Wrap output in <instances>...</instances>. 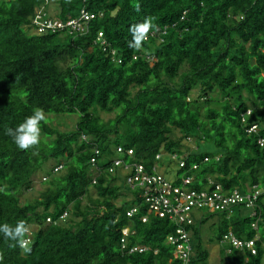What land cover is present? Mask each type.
Wrapping results in <instances>:
<instances>
[{"label": "trees", "instance_id": "obj_1", "mask_svg": "<svg viewBox=\"0 0 264 264\" xmlns=\"http://www.w3.org/2000/svg\"><path fill=\"white\" fill-rule=\"evenodd\" d=\"M81 8L94 14L82 31L32 23L36 11L66 21ZM37 111L39 143L20 149L9 130ZM58 115L76 118L60 129ZM260 137L264 0H0V264H210L206 216L177 224L152 212L142 222L137 191L108 168L118 147L152 173L174 154L184 161L176 183L191 175L196 189L212 180L245 193L264 185ZM40 170L43 189L21 201ZM216 212L215 264H264V191L253 208ZM228 232L255 252L221 240Z\"/></svg>", "mask_w": 264, "mask_h": 264}, {"label": "built area", "instance_id": "obj_2", "mask_svg": "<svg viewBox=\"0 0 264 264\" xmlns=\"http://www.w3.org/2000/svg\"><path fill=\"white\" fill-rule=\"evenodd\" d=\"M94 14L81 8L79 15L76 18H68L66 21L55 18L42 19L43 15L37 12L32 23L36 26V30H42L43 26L51 27L55 29H62L64 27H70L71 31H82L83 28L87 26L88 21L93 18ZM101 37V34H98ZM103 43V39H101ZM248 113V111H247ZM255 129V125H252L249 130ZM257 143L264 148V137L257 139ZM117 152H123L121 147L117 148ZM128 153L131 150H127ZM174 157V155L172 156ZM206 159V158H205ZM117 159L115 163H119ZM184 161L178 160V167H182ZM152 171L154 169L152 168ZM191 175H181L178 182L176 179L166 180L162 175L157 173H148L145 171L141 164L133 165L132 175L127 177V182L131 188L138 189V195L142 198L143 204L146 206V214L141 217V221H146V216L150 212H154L159 217H164L170 221L179 224L180 222L190 223L192 221V212L199 211V209H204L207 212L216 211H228L229 208L234 204H241L248 208H253L257 197L264 191V185L257 186L253 185L246 188V192L242 193L239 189L233 188L230 190H223L222 186L212 180H208L206 185L200 189H196L192 185ZM139 209L138 206H132L126 210V215L132 216ZM254 213V212H253ZM60 219L63 218V214L59 216ZM46 221H50V218H46ZM251 226L256 227V222H252ZM177 233H180V238L184 241L188 240V235L182 228L178 227L176 229ZM123 233H127L126 229ZM225 242H230L235 247L242 248L247 246L250 248L251 252L254 253L253 240L249 239L247 241L240 240L233 236L230 232L223 235L222 239ZM29 241V233L23 238L21 245H24ZM168 241L173 242L174 238L169 236ZM123 243V239H121ZM123 246V244H122ZM185 249H189L187 244ZM182 245H177L179 257L184 258L186 251H183ZM134 250H141L138 247L129 248V252Z\"/></svg>", "mask_w": 264, "mask_h": 264}, {"label": "clouds", "instance_id": "obj_3", "mask_svg": "<svg viewBox=\"0 0 264 264\" xmlns=\"http://www.w3.org/2000/svg\"><path fill=\"white\" fill-rule=\"evenodd\" d=\"M37 12L38 11H36V13ZM51 18L58 19V18L53 17V16ZM42 118L43 117L41 116L39 111L34 112L31 116L26 117L20 124H18L15 129H10L9 130V135L12 136L13 141L17 145L18 148H20V149H28V148H30L32 146H35V145H37L39 143L40 132H41L40 123L39 122H40V120H42ZM121 148L123 149V152H121V153L116 152V155L112 158V164L109 166L108 170L112 171V169L116 168V170H118V172H120L121 175L123 177H125V184L127 186H129V188H131L129 183L127 182V177L132 175V173H133V165L134 164H141L144 167L146 172H148V173H152V172H149L141 162H137V161H133L132 160V158H133V157L131 158L132 150H131L130 153H128L127 150H129V148L128 149L127 148H123V147H121ZM173 155L174 154L171 155V159L173 161L172 163L175 166V172H174V175L172 174L173 175L172 179L177 178L176 170L180 169L178 167V160L180 158L177 157V159L175 160V155H174V157H172ZM158 157H159V155L156 156V158H158ZM117 159L120 161L119 163H115V161ZM153 169H154L155 173L162 175L166 180H171V179L167 178L163 174L162 171L159 172L158 164L154 165ZM43 178L44 177H41V180H43ZM131 189L134 190V191H137V196L141 200V204L144 205L143 202H142V198L138 195V189L137 188H131ZM132 206H135V205H132ZM136 206L139 207L138 204H136ZM150 213H152V212H150ZM125 214H126V212H125ZM145 214H146V211H145ZM142 222H144V221H142ZM3 231H4L5 235H8V236L19 235L20 232H21V226L18 225L15 229H11V230L3 229Z\"/></svg>", "mask_w": 264, "mask_h": 264}, {"label": "rangeland", "instance_id": "obj_4", "mask_svg": "<svg viewBox=\"0 0 264 264\" xmlns=\"http://www.w3.org/2000/svg\"><path fill=\"white\" fill-rule=\"evenodd\" d=\"M56 6H57L56 3H52L51 5H49L47 7V14L55 13L56 12ZM68 32H69V30H68ZM48 115L52 116L53 114H48ZM112 116H113L112 113L100 112V117L103 120H107V119L111 118ZM75 118L76 117L74 115H69L68 117L65 116L64 119L60 120L61 118L58 115V116H56V117H54L52 119L51 123L53 125H57V127L60 128V129H64V124L62 123V121L64 120L65 123H68V124L72 125V123H74ZM184 143L187 144V146L188 145L194 146V142L191 139H188L187 141L185 140ZM46 166L50 167L51 163L50 164L49 163L46 164ZM158 166H159V172L162 171L163 174L167 178L172 179V177L174 175V172H175V166H174V164L172 162L164 160V162L161 163V164H158ZM43 170H40V171L36 172L35 175L32 177L31 189L25 190V191L19 193V198H20L21 201H24L26 199H32V198L36 197L38 192L41 189H43L44 184L41 182V177H42L41 173L43 172ZM92 193H93V197H95L96 196L95 192H92ZM122 198H123L122 196L117 198V201L119 202V200L122 199ZM199 214L200 215H204V217L205 216L207 217L206 221L203 222L202 224H200V235H201V238H202L201 239L202 246L207 248V250L209 252V255L207 257V262L210 263V264H215L216 259L214 258V254H215V256L218 254L217 253L218 245L214 242V240H210V238L214 237V234H215V231H216L217 222H218V220H219V218L221 216L217 212L213 213V214H210V212H207L206 210L200 211ZM30 226L32 228L35 227V225H33V224H30ZM219 263L220 262L217 261L216 264H219Z\"/></svg>", "mask_w": 264, "mask_h": 264}]
</instances>
